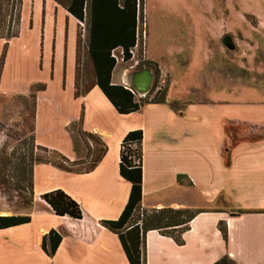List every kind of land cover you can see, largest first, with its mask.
I'll return each instance as SVG.
<instances>
[{"label": "crops", "instance_id": "0c3cea01", "mask_svg": "<svg viewBox=\"0 0 264 264\" xmlns=\"http://www.w3.org/2000/svg\"><path fill=\"white\" fill-rule=\"evenodd\" d=\"M21 4L22 15H29L27 32H33V42L17 45L10 78L11 43L18 34L0 39V54L6 47L0 96L23 97L31 91L34 148L57 152L68 161L85 160L87 147L92 145L80 139V129L96 136L105 151L86 173L32 163L30 221L0 230V264H127L117 236L100 221L116 220L126 204L129 184L118 175L119 145L128 131L136 129L142 132L140 208L199 211L179 235V244L157 230L146 231L144 264H213L223 256L234 264H264V114L237 108L222 111L206 99L204 107L196 111L193 106L178 108L166 98L165 104H147L137 112L119 115L95 86L74 97L77 31L82 53L78 90L92 79L83 65L85 29L52 0H27V6L22 0ZM143 9L146 16V0ZM146 27L145 23L143 55L139 57L157 66L148 55ZM231 46L228 50L233 51L235 46ZM27 55L33 75L23 72L22 58ZM116 66L119 64L111 71L110 83L130 89V75L138 70L122 65L116 82ZM226 126L248 131L252 137L228 147ZM54 190L77 203L81 219L57 217L50 211L40 196ZM49 230L61 236L51 257L40 249L41 237Z\"/></svg>", "mask_w": 264, "mask_h": 264}, {"label": "rangeland", "instance_id": "374dc122", "mask_svg": "<svg viewBox=\"0 0 264 264\" xmlns=\"http://www.w3.org/2000/svg\"><path fill=\"white\" fill-rule=\"evenodd\" d=\"M139 3L138 32L145 30L146 23L148 55L157 66L140 60L144 40L139 36L143 48L139 44L132 59L118 62L113 80L119 82L122 65L126 69L145 68L153 76L151 89L166 91L165 97L177 103L178 108L193 106L200 111L206 99L222 111L237 108L264 114V0H146V16L145 0ZM21 12L22 4L19 33L11 43L10 78L12 62L19 51L15 52L17 45L31 44L34 37L33 32H27L29 15ZM222 38L231 39L233 51L226 47L224 50ZM83 58L89 75L85 54ZM22 62L23 72L33 75L30 56L22 58ZM30 95L31 91L23 97L0 96V214L6 216L27 215L29 210V155L50 157V153L36 150L31 142ZM225 135L231 143L228 147L252 137L248 131H236L232 126L225 127Z\"/></svg>", "mask_w": 264, "mask_h": 264}, {"label": "trees", "instance_id": "16d2710c", "mask_svg": "<svg viewBox=\"0 0 264 264\" xmlns=\"http://www.w3.org/2000/svg\"><path fill=\"white\" fill-rule=\"evenodd\" d=\"M62 7L78 23L84 24L86 33V60L89 64V83H85L79 91L77 73L80 58L81 34H76L75 51V83L74 97L87 92L95 86L119 115L137 112L147 104H165L164 90L150 91L143 97L135 99L130 91L121 85L110 83V74L115 66L111 51L119 49L124 62L129 60L128 53L135 43L136 21L139 20V9L136 0H52ZM21 0H0V39L9 40L18 34ZM5 45L0 54V69L5 53ZM148 64H153L147 62ZM176 109L174 102L169 103ZM80 118L78 120V125ZM80 139L86 144L89 140L92 147H87L86 159L68 161L57 152H51L49 158L29 155L27 188L31 193V166L33 162H45L66 172L86 173L91 171L104 154L105 147L94 135L81 132ZM141 139L140 129L128 131L119 145L118 175L129 184L126 204L116 220L100 221V224L117 236L120 248L127 264H144L143 236L146 231L157 230L164 236L171 237L177 244L179 235L187 229L188 222L199 213L189 209L161 208L143 210L140 208L141 199ZM32 142V140H31ZM36 149V148H35ZM46 152L45 149H36ZM179 178V177H178ZM40 200L57 217H67L72 220L81 219V211L76 202L61 190H54L40 196ZM29 215L0 216V230L29 223ZM139 222V223H138ZM222 237L225 238L223 227L219 225ZM61 236L54 230H49L41 237L40 249L47 256H53ZM213 264H234L226 256L219 258Z\"/></svg>", "mask_w": 264, "mask_h": 264}, {"label": "water", "instance_id": "95a60500", "mask_svg": "<svg viewBox=\"0 0 264 264\" xmlns=\"http://www.w3.org/2000/svg\"><path fill=\"white\" fill-rule=\"evenodd\" d=\"M222 44L231 49L230 39L222 38ZM152 74L148 69L136 71L130 75V80L127 86L136 94L137 97L145 96L151 89Z\"/></svg>", "mask_w": 264, "mask_h": 264}, {"label": "built area", "instance_id": "2783aa9c", "mask_svg": "<svg viewBox=\"0 0 264 264\" xmlns=\"http://www.w3.org/2000/svg\"><path fill=\"white\" fill-rule=\"evenodd\" d=\"M136 9H137V11L139 9V0H136ZM138 22L139 21L137 19V21H136V28H135V38H137V41H136V44L134 45V47L132 49H130L129 52H128L130 54V58L129 59H132L133 58V50H136L138 48L139 44H140L138 37L140 36L141 41H143V39H144V30L142 29V31H140V34L138 32ZM78 25H79V27L81 29H84V24L83 23H78ZM140 48H143L142 43L140 44ZM116 50L117 49L111 51V53H110V56L114 59L115 64L118 63V62H124L123 59H122V52H121V50H119V49H118V51H116ZM134 63H135L134 65H136V62H134ZM128 90L130 91V93L133 96L137 97L136 94L131 89H128Z\"/></svg>", "mask_w": 264, "mask_h": 264}, {"label": "flooded vegetation", "instance_id": "af4514ba", "mask_svg": "<svg viewBox=\"0 0 264 264\" xmlns=\"http://www.w3.org/2000/svg\"><path fill=\"white\" fill-rule=\"evenodd\" d=\"M136 66V65H135ZM136 70H138V71H140V70H145V68H135ZM150 72V71H149ZM152 78H153V76H152ZM153 81V80H152ZM151 86H152V84H151Z\"/></svg>", "mask_w": 264, "mask_h": 264}, {"label": "clouds", "instance_id": "9594fccd", "mask_svg": "<svg viewBox=\"0 0 264 264\" xmlns=\"http://www.w3.org/2000/svg\"><path fill=\"white\" fill-rule=\"evenodd\" d=\"M138 98V97H137ZM141 98V97H140Z\"/></svg>", "mask_w": 264, "mask_h": 264}]
</instances>
